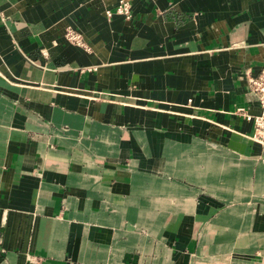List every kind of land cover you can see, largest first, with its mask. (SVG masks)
Listing matches in <instances>:
<instances>
[{
    "label": "crops",
    "instance_id": "0c3cea01",
    "mask_svg": "<svg viewBox=\"0 0 264 264\" xmlns=\"http://www.w3.org/2000/svg\"><path fill=\"white\" fill-rule=\"evenodd\" d=\"M127 2L0 0V264H264V0Z\"/></svg>",
    "mask_w": 264,
    "mask_h": 264
},
{
    "label": "built area",
    "instance_id": "2783aa9c",
    "mask_svg": "<svg viewBox=\"0 0 264 264\" xmlns=\"http://www.w3.org/2000/svg\"><path fill=\"white\" fill-rule=\"evenodd\" d=\"M128 9L129 6L127 0H118L114 11L127 16ZM65 38L73 44L83 46L79 35L69 29L65 32ZM246 79L249 91L254 98V102L259 112L257 114H249L243 108H237L236 112L240 113L246 121L251 122L252 132L250 139L259 142L260 144H264V64L260 67L256 75L247 76Z\"/></svg>",
    "mask_w": 264,
    "mask_h": 264
},
{
    "label": "bare ground",
    "instance_id": "6f19581e",
    "mask_svg": "<svg viewBox=\"0 0 264 264\" xmlns=\"http://www.w3.org/2000/svg\"><path fill=\"white\" fill-rule=\"evenodd\" d=\"M199 261V260H198Z\"/></svg>",
    "mask_w": 264,
    "mask_h": 264
}]
</instances>
